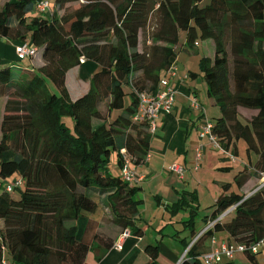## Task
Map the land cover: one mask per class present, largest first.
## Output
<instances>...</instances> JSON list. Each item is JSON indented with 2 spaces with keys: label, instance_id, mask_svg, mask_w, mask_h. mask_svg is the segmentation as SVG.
<instances>
[{
  "label": "trees",
  "instance_id": "obj_1",
  "mask_svg": "<svg viewBox=\"0 0 264 264\" xmlns=\"http://www.w3.org/2000/svg\"><path fill=\"white\" fill-rule=\"evenodd\" d=\"M36 1L0 6V36L29 40L44 60L34 67L0 58V96L7 98L0 124V182L7 180L0 189V264H86L93 245L111 247L126 228L142 235L136 224L142 200L121 175V150L132 168L147 161L149 124L133 119L136 93L156 91L162 80L170 85L167 68L181 41L194 47L197 39L214 42L213 56L198 61L207 96L219 108L212 131L230 159L238 155L239 139L248 157L255 155L248 159L251 172L244 164L234 174L237 187L250 174L264 175V0H54L49 14L31 13ZM148 27L146 40H153L140 49V33ZM82 60L98 69L89 75L88 89L73 98L66 76ZM104 101L108 112L119 110L112 118L99 109ZM113 162L120 173L111 172ZM194 194L182 193L172 211L186 207ZM98 202L109 209L110 225L92 216ZM213 206L207 222L231 206L234 215L216 220L178 264H204L202 241L218 230L228 232L230 243L264 238V185L246 195L223 183ZM83 216L77 238L76 220ZM144 251L145 264H157L159 254L178 259L161 240ZM244 253L258 264L259 250Z\"/></svg>",
  "mask_w": 264,
  "mask_h": 264
},
{
  "label": "crops",
  "instance_id": "obj_2",
  "mask_svg": "<svg viewBox=\"0 0 264 264\" xmlns=\"http://www.w3.org/2000/svg\"><path fill=\"white\" fill-rule=\"evenodd\" d=\"M6 1L8 0H0V6ZM49 6L50 2L48 0V8ZM53 9L54 5L51 9L49 8V13ZM31 13L37 12H33L32 10ZM196 41L198 43L197 46L200 47L199 40L197 39ZM201 41L204 42L203 55L211 58L214 51L212 39H201ZM17 43L19 41L4 39L0 36V55L8 59H18L15 52ZM197 46L186 45L184 41H181L176 46L177 69L176 73L168 80L170 85L175 89L172 110L168 114H159L155 119L154 129L152 131L148 130L150 133L148 159L145 163L133 166L136 176L139 174L143 175L141 180L132 182V184L138 187L137 196L142 200L140 204L141 213L136 218V224L143 228L142 235H133L130 232V235L122 241L120 248L113 246L116 240L109 248H105L101 244L93 245L86 255V264H145L148 259L144 251L145 244L149 243L147 241L150 240L154 242L159 240L158 236L162 233V228L153 226L154 213L148 212L150 209L149 206L153 207L154 211L162 210L159 225L165 226L167 223L163 220L165 212H173L174 209L172 211V208L179 206L178 201L182 193L192 192L195 193V196H187L188 204L184 207V210H188L187 213L189 215L184 219V226L180 230L181 233L179 234L180 231H178L177 234L180 241L178 239L165 241L166 246L179 258L184 252L183 245L189 242L197 232L205 227L207 221L204 220V217L210 215L213 211V205L222 189V184L228 182L229 190H235L237 185L234 180V174L244 164L247 167L246 173L252 171L248 167V159L250 158L252 160L255 155L251 154L248 157L244 141L239 143L240 141L237 140L236 147L238 155L235 159H230L226 152L214 148L208 139H200L199 137L198 125L202 119L203 112L190 105V98L192 96L197 98L207 117L212 119V121L218 116L219 108L212 104L207 96L206 83L200 72L199 63H197V68H191V66L195 65V62H190L189 57H186L187 62L180 65L179 58L182 55L181 51L186 50L187 52H191ZM186 47H189V49ZM188 54L190 55L191 53ZM28 59L29 62L25 64H32L34 67H39L44 64L40 52H37L33 58ZM96 69H98L96 63L90 60H84L80 66H76L70 70L74 79L72 83L69 80L68 71L66 85L71 96L72 90L70 84L71 86L74 84L77 94H83L88 89L87 81L89 75ZM72 97L75 98L77 96ZM6 99V97L0 96V124ZM117 112L119 110H112L110 112L107 110L106 116L112 118ZM199 144H202V149L199 166L195 168L196 148L199 147ZM173 164L184 167L182 174L170 169V166ZM223 166L227 167L223 168ZM110 170L112 173H120V167L115 162L112 163ZM6 182V179L0 182V189ZM262 185H264V175L256 177L250 174L246 181L239 188L237 187V190L247 195L248 191L252 189L256 190ZM255 186L257 187L254 189ZM144 203L145 208L143 207ZM203 203H206V205L210 203L209 207H212V209L210 212L203 213L201 219L198 221L197 217L200 208L203 207ZM232 211L233 208H229L221 216L223 220L230 219L228 215ZM95 213L96 211L93 213L96 216ZM85 216L80 217L82 222ZM1 225L2 220L0 219ZM76 225L81 227L82 223ZM149 229H151L150 234L152 235L150 238L147 237ZM228 239L229 236L225 230H218L214 232L212 239H203L200 248L203 252H208L215 248L218 249ZM234 255L232 259L235 264H238V262L241 264H250L245 253L243 255L236 252ZM259 256L261 258H258ZM222 258L217 262L221 263L226 257ZM260 260L264 262L263 250L257 253L258 264H260ZM169 261L163 262L162 264L172 263L171 260Z\"/></svg>",
  "mask_w": 264,
  "mask_h": 264
},
{
  "label": "built area",
  "instance_id": "obj_3",
  "mask_svg": "<svg viewBox=\"0 0 264 264\" xmlns=\"http://www.w3.org/2000/svg\"><path fill=\"white\" fill-rule=\"evenodd\" d=\"M47 8H48V0H37L34 5V10H36L37 12H44L46 11ZM15 52L17 57L20 59H23L25 57L33 58L37 53V47L33 45L29 40H24L16 44ZM176 69H177L176 57H173L167 68V73L172 76L176 73ZM161 82L163 84L162 87L158 88L156 91L142 90V91H137L136 93L138 99V106L133 115V119L135 121L148 122L149 124L148 129L150 131L154 129L155 119L158 117V115L161 113L164 114L170 113L173 107L175 89L171 85H168L166 80H162ZM190 105L196 109H200L203 112L201 116L202 119L198 125V133L200 139H204V138L208 139L214 148L223 151V148H221L216 135L212 131L213 121L209 117H207L206 113L203 111L201 104L198 102L195 96H192L190 98ZM201 149H202V144H199V147L196 148L195 168L199 166ZM121 155L123 159V164L121 166L122 177L126 181H129L131 183L139 179L141 180L143 178V175L142 174H139L137 176L135 175L134 168L130 166V159L125 153L124 149L121 150ZM148 156L149 154H146L145 160L148 159ZM170 169L176 170L179 174H182L183 172V167L181 165L173 164L170 166ZM14 182H15L14 184H20L21 180L17 179ZM5 188L7 190H11L12 184L8 182L5 185ZM230 208H234V206H231ZM228 209H226V211H228ZM226 211L220 214L217 218L208 221L205 227L192 237V239L184 249L185 251L183 255H185L189 247L203 234V232L207 228L212 227L216 220L222 218L221 216L224 215ZM129 235H130L129 229L128 228L124 229L123 232L115 241V243L113 244V246L116 248H120L122 246V241ZM245 249H248V251L252 253L257 252L258 250L264 251V238H262L258 242L252 244L250 243L249 245L244 243H230L226 241L221 245L220 248L211 249L210 251L203 253L201 259L203 260L204 264H213L221 260L222 257L231 259L236 253V250L244 251ZM2 264H8V263L5 260H3Z\"/></svg>",
  "mask_w": 264,
  "mask_h": 264
},
{
  "label": "rangeland",
  "instance_id": "obj_4",
  "mask_svg": "<svg viewBox=\"0 0 264 264\" xmlns=\"http://www.w3.org/2000/svg\"><path fill=\"white\" fill-rule=\"evenodd\" d=\"M208 1L209 0H202L201 3H207ZM49 2H50L49 8L51 9L53 7V5H54V0H49ZM49 8H47L46 11H44V13H49ZM34 11L37 12L36 10H33V12ZM150 30H151V27H148V29L141 31V33H140V42H139V48L140 49L143 48V47H145V44L148 45L149 43H151V41L153 40L151 37H149L150 39L146 40L147 39V36L149 35ZM2 38L11 40V39H9L7 37H2ZM198 40L200 42V47L197 46L195 48V50L192 49L191 52H189V51L187 52L186 50H184L183 52L181 51V54H182V55L180 54L181 55V57H180L181 59L179 58L180 65H182L185 62H187L186 57H189V61L190 62L191 61H194L195 62V65L194 66H191V68H197L198 67L197 66L198 59L200 58L201 55L204 54V51H203L204 42L201 41V39H198ZM212 46L214 47L213 40H212ZM186 48L189 49V47H186ZM188 53H191V54L189 55ZM0 58L2 60H4V61L9 60L8 58H5L3 55H0ZM18 62L25 64V63H28L29 62V59H28V57H25L23 60H19ZM97 68H98V66H97ZM11 70H12V72H13L14 75H19L20 72H21V70L15 64L12 66ZM192 70H194V69H192ZM72 75H73L72 72L69 71V78H70L69 80H70L71 83H72V81L74 82V79H73ZM47 82H48V84H50L49 86H51V88H55L54 85L50 82L49 79H47ZM70 88L72 90V93H71L72 96H78V95H80V94H77L75 92L74 84H72V86L70 84ZM129 101H130V95L127 93L124 96V103L125 104H128ZM106 103H107V101H104L99 106L100 111L105 116H106V113H107V104ZM114 111H116V110H114ZM249 113L250 112H248V114ZM239 141H240L239 143H242L243 142L242 139H239ZM256 187L257 186H255L254 189ZM235 190H237V187H236ZM252 190L248 191V194H250L251 192L254 191V190L253 191ZM209 205H210V203L208 205H206V203H203V205H202L203 207L200 208L199 215L197 217V220L198 221L201 219V216H202L203 213L210 212L211 211L212 207H209ZM143 207L145 208V203L143 204ZM149 207H150V209H149L148 212L154 213V216H153V226L155 225V226H158V227L162 228V233L163 234L162 233L159 234L160 236H158V239L161 240L165 245H166V242L165 241H171V240H176V239H178L180 241V238L177 236V234H178V231H180L183 228V226H184L183 225L184 224V219H186L188 217V215H189L187 213L188 210H184V207H182V208H179V209H177V210H175L173 212H169V211L165 212V215H164V219L163 220H164V222H167V223L165 224V226H162V225H159V222H160L161 217H162V210H159V211L155 210L154 211L153 210L154 209L153 207H151V206H149ZM108 211H109L108 208L103 207L102 204L100 202H98V206H97L96 213H95L96 216L94 214H92V216L100 219L102 222H104L103 223L104 225H110V223L108 222V220L106 218V214H108ZM102 213H104V214L102 215ZM233 215H234V212L232 211L228 216H229V218H231V217H233ZM85 220L86 219H83V222H82V220L80 219V217L76 220V224H81L82 223L81 227H79L77 225V232H76V237L77 238H80L81 237L82 229H83V226H84V224L86 222ZM199 226H201V225H199ZM224 230H222V231H224ZM150 233H151V229H149L148 232H147V237L148 238H150L152 236ZM180 233H181V231L179 232V234ZM147 242H154V241L150 240V241H147ZM183 247H184V245H183ZM236 252H238L239 254L241 253V254L244 255V251L243 250H236ZM183 256L184 255L181 256L180 260L178 258V260H177L178 263L181 261V259H182ZM223 258H225V257H223ZM258 258H261V256H259ZM226 259L227 258H225L221 262H225ZM169 260L170 259H168L167 257H165L164 254H159L158 257H157V264H162L163 262H166V261L170 262ZM235 260H237V259L235 258ZM171 262L172 263H170V264H174L175 263L172 260H171ZM238 264H241V263L238 262ZM260 264H264V262L262 260H260Z\"/></svg>",
  "mask_w": 264,
  "mask_h": 264
},
{
  "label": "water",
  "instance_id": "obj_5",
  "mask_svg": "<svg viewBox=\"0 0 264 264\" xmlns=\"http://www.w3.org/2000/svg\"><path fill=\"white\" fill-rule=\"evenodd\" d=\"M184 251H185V250H184ZM183 253H184V252H183ZM182 255H183V254H182ZM182 255H181V256H182ZM181 256L179 257V260H180ZM175 264H178V261H177Z\"/></svg>",
  "mask_w": 264,
  "mask_h": 264
},
{
  "label": "clouds",
  "instance_id": "obj_6",
  "mask_svg": "<svg viewBox=\"0 0 264 264\" xmlns=\"http://www.w3.org/2000/svg\"><path fill=\"white\" fill-rule=\"evenodd\" d=\"M83 61H84V60H83ZM83 61H82V62H83ZM254 191H255V190H254ZM229 208H230V207H229ZM189 242H190V241H189ZM185 248H186V247H185ZM185 248H184V249H185ZM227 259H228V258H227ZM177 260H178V259H177Z\"/></svg>",
  "mask_w": 264,
  "mask_h": 264
}]
</instances>
